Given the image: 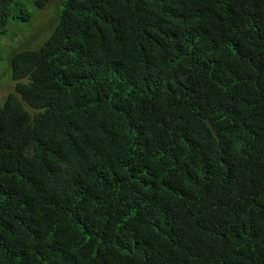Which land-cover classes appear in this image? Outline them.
Returning <instances> with one entry per match:
<instances>
[{
    "label": "trees",
    "instance_id": "obj_1",
    "mask_svg": "<svg viewBox=\"0 0 264 264\" xmlns=\"http://www.w3.org/2000/svg\"><path fill=\"white\" fill-rule=\"evenodd\" d=\"M7 62L0 264H264V0H63Z\"/></svg>",
    "mask_w": 264,
    "mask_h": 264
},
{
    "label": "rangeland",
    "instance_id": "obj_2",
    "mask_svg": "<svg viewBox=\"0 0 264 264\" xmlns=\"http://www.w3.org/2000/svg\"><path fill=\"white\" fill-rule=\"evenodd\" d=\"M23 1L32 13L30 23H13L11 27L16 36L0 40V104L14 88L12 71L7 62L8 56L16 50L39 49L57 24L63 2L52 0L41 10L35 6V0Z\"/></svg>",
    "mask_w": 264,
    "mask_h": 264
}]
</instances>
